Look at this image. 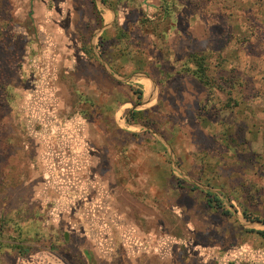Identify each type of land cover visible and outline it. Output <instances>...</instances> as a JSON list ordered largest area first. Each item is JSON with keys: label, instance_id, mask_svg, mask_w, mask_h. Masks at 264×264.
Instances as JSON below:
<instances>
[{"label": "rangeland", "instance_id": "1", "mask_svg": "<svg viewBox=\"0 0 264 264\" xmlns=\"http://www.w3.org/2000/svg\"><path fill=\"white\" fill-rule=\"evenodd\" d=\"M102 3L0 0V264H264V0Z\"/></svg>", "mask_w": 264, "mask_h": 264}, {"label": "trees", "instance_id": "2", "mask_svg": "<svg viewBox=\"0 0 264 264\" xmlns=\"http://www.w3.org/2000/svg\"><path fill=\"white\" fill-rule=\"evenodd\" d=\"M104 2V0H103ZM91 3V7L92 10L96 11L97 7L95 4V0H90ZM111 6V5H110ZM112 7V6H111ZM113 9V7H112ZM102 19H99V26L102 25ZM86 53H88V51H85ZM206 56L201 54V53H195L192 52L187 56V61L188 63L194 64L195 68H191V67H187L186 68V72L192 74L193 76H195L201 83H203L205 86H211V78L209 77V75L206 72ZM137 95V100L141 99L142 93H140L139 91L135 92ZM139 113L137 111H134L131 113L130 118L132 121L136 122L137 121V115ZM257 234H259L260 236H264V231H256Z\"/></svg>", "mask_w": 264, "mask_h": 264}, {"label": "crops", "instance_id": "3", "mask_svg": "<svg viewBox=\"0 0 264 264\" xmlns=\"http://www.w3.org/2000/svg\"><path fill=\"white\" fill-rule=\"evenodd\" d=\"M98 1H100L102 3V0H95V4H96V7L98 5ZM104 5V3H102ZM106 6L102 7L103 10L107 11V12H110L111 14V20L110 21H104L103 20V25H102V30H107L109 28L112 27V24H113V9L112 7L109 5V4H105ZM99 6V5H98ZM103 18V16H102Z\"/></svg>", "mask_w": 264, "mask_h": 264}]
</instances>
